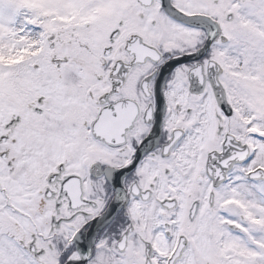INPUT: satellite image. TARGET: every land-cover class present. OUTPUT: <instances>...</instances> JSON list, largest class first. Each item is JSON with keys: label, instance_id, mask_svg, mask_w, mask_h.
<instances>
[{"label": "snow or ice", "instance_id": "obj_1", "mask_svg": "<svg viewBox=\"0 0 264 264\" xmlns=\"http://www.w3.org/2000/svg\"><path fill=\"white\" fill-rule=\"evenodd\" d=\"M0 264H264V0H0Z\"/></svg>", "mask_w": 264, "mask_h": 264}]
</instances>
